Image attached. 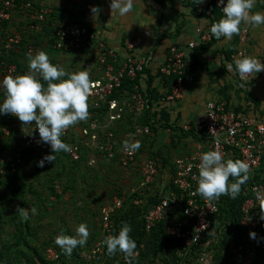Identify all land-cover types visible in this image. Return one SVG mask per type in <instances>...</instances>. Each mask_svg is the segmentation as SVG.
I'll list each match as a JSON object with an SVG mask.
<instances>
[{
    "label": "built area",
    "instance_id": "built-area-1",
    "mask_svg": "<svg viewBox=\"0 0 264 264\" xmlns=\"http://www.w3.org/2000/svg\"><path fill=\"white\" fill-rule=\"evenodd\" d=\"M197 2L198 8L204 6V0ZM214 4L221 19L222 5L218 0H214ZM209 28L195 30V38L186 45L187 51L176 45L169 47L165 60L157 68L159 77L172 79L164 100L173 102L183 97L186 83L192 81L188 75L192 65L190 53L211 42ZM139 47L138 39L127 40L122 59L89 29L61 20L57 12L48 7L35 5L30 0H0V50L25 56L29 52L35 55L38 51L80 52L88 58L79 72H88L93 82L87 103L88 108L95 110V116L87 124L86 120L80 121V140L77 141L80 144L78 146L72 142V150L68 152L73 160L79 159L78 147L83 144L81 139L89 138L94 143L106 141L105 144L97 145V148L108 158H113L116 150L114 142H118L122 166L128 167L135 163V152L125 151L123 145L130 144L134 137L148 135L151 130L149 127H135L134 134H126L120 140H116L111 132L101 138L98 131L114 127L116 123L126 120V116H139L148 108L146 97L135 81L148 67L151 58L138 55ZM5 76L15 77L18 72L14 65L0 61V79ZM125 82L133 83L130 93H120ZM103 108H106V113L100 121L98 112ZM9 117L6 124L1 123L0 117V140L4 143L5 153V158L0 156V177L18 173L31 147L42 146L51 152L49 145L37 143L39 136L34 126H24L17 118ZM186 130L191 131L189 128ZM66 131L61 138H67ZM192 135L197 140L195 149L189 155L174 160L172 171L163 176L167 179L163 182L164 191H156V194L149 191L157 177L156 160H147L141 166L138 189L145 195L149 193L133 201L134 208L141 211L144 236L135 250L138 255L132 260L145 254L146 246L152 241V230L160 223L166 243L173 245L171 256H167L170 253L163 255L167 259L165 264H264V221L260 219L261 211H264V170L261 171L264 163V123L230 110L224 102H207L203 117L193 127ZM209 150L222 152L225 160H241L249 165V178L243 193L245 200L240 207V219L233 237L230 236L233 221L227 219L224 213L227 196L207 201L199 195H193L197 187L195 177L198 175L196 166L200 154ZM3 161L6 162L4 167ZM229 182L234 181L230 178ZM131 194L134 195L135 191ZM125 202V197H114L101 210L99 236L88 253L79 256L78 264H126L122 253L109 256L102 245L105 237L113 235L114 217L126 211ZM249 233H255V239L250 238ZM43 252L46 261L61 263L58 252L51 246ZM155 264L164 263L159 259Z\"/></svg>",
    "mask_w": 264,
    "mask_h": 264
},
{
    "label": "crops",
    "instance_id": "crops-1",
    "mask_svg": "<svg viewBox=\"0 0 264 264\" xmlns=\"http://www.w3.org/2000/svg\"><path fill=\"white\" fill-rule=\"evenodd\" d=\"M30 1L56 11L61 20L86 27L122 59L125 56L124 43L129 39L140 41L137 54L151 58L139 83L145 92L147 74L152 79L149 87V114L153 121L150 144L159 158L156 160L157 169L163 168L161 178L172 171L175 159L189 155L195 149L197 140L188 134L186 128L192 131L203 117L207 102H224L230 110L264 123V71L255 78L248 77L241 87L242 82L228 70V65L234 66L235 61L243 56L264 63V25L254 28L242 23L241 31L230 40L212 37L209 44L194 49L190 53L192 65L188 70L192 81L186 83L180 100L168 102L164 99L171 84L159 77L157 68L165 60L170 46L176 45L187 51L186 45L195 38L197 28L210 27L220 20L214 0H204L202 8L197 7V0H134L132 12L123 17L111 12L110 0ZM94 7L100 11L93 13L91 9ZM256 12L264 14V3L260 0L251 10L252 14ZM44 52L50 63L59 65L68 73L79 72L88 59L80 52ZM25 58L22 60L27 73Z\"/></svg>",
    "mask_w": 264,
    "mask_h": 264
},
{
    "label": "clouds",
    "instance_id": "clouds-1",
    "mask_svg": "<svg viewBox=\"0 0 264 264\" xmlns=\"http://www.w3.org/2000/svg\"><path fill=\"white\" fill-rule=\"evenodd\" d=\"M222 5V18L211 24L209 32L216 40L221 37L230 40L234 34L241 31V24L251 27L264 25V14L251 10L257 0H218ZM264 3V0H260ZM134 0H110L111 12H117L121 17L132 12ZM93 13H98L99 8H92ZM27 73L18 76H5L0 79V91L3 100L0 101V115H11L17 118L24 126H34L38 132V144L50 146L51 155L44 156L37 162L38 167H44L46 162H53L55 153L70 152L71 146L62 141L61 136L69 127L89 117L88 97L93 88L89 73L80 71L68 73L59 65L50 63L46 52L38 51L35 55L26 54ZM228 70L233 72L242 82L241 87L248 77L255 76L264 71V63L254 57L243 56L228 65ZM41 81L47 84L44 88ZM34 122V124L32 123ZM125 151L134 153L140 148V143H124ZM224 154L218 150H209L200 154L196 166L198 175L195 177L197 187L193 195H199L207 201L218 200L221 196L235 199L241 190V185L249 178V165L241 160H225ZM230 178L234 182H229ZM24 222L30 219V214L35 215L36 209H18ZM260 219L264 221V211ZM131 226L122 222L116 235L104 238L102 245L106 247L109 256L122 253L126 264H132V258L138 255L136 241L131 238ZM89 237L88 226L80 223L75 229V235H64L63 232L54 238V243L62 253L70 257L77 246L86 245ZM255 239V233H249Z\"/></svg>",
    "mask_w": 264,
    "mask_h": 264
},
{
    "label": "rangeland",
    "instance_id": "rangeland-1",
    "mask_svg": "<svg viewBox=\"0 0 264 264\" xmlns=\"http://www.w3.org/2000/svg\"><path fill=\"white\" fill-rule=\"evenodd\" d=\"M141 117L142 113L136 117L126 116V120L116 123L114 127L99 130L98 133L103 138L104 134L111 132L116 140H120L126 134H134L135 127H145L140 123ZM92 120L93 118L89 116L85 124ZM78 126L77 123L69 127L66 135L68 140L71 139L74 144L79 146L80 143H77L80 140ZM141 136L143 137L131 139L130 144L139 142L140 148L135 151V163L128 167H123L120 162L122 153L116 141L114 142L116 150L113 158H108L97 148V145L105 144V140L94 143L89 138H84L81 139L83 144L80 148L78 147V160H73L68 152H63L55 155V160L46 162L42 168L37 166V162L47 156V151L43 148L31 147L27 154L28 158L19 168L17 176L8 180L7 192H4L3 180L0 182V203H3L0 213V245L10 247L13 254L18 250L24 251L28 255L32 254L21 242L18 243L15 225L18 222L25 223L19 215L18 209L35 208L36 214H30V219L26 222L27 229H23L22 232L27 245L41 252L51 246L58 252L60 258L65 260L66 264H74L75 250H79V255L82 257L83 254L88 253L89 248L98 238L100 212L110 204L114 197H125V209L134 210L137 208H134L133 201L145 195L138 189L141 166L147 160L159 161V158L155 155L153 146L150 144L151 130L148 135ZM0 156L5 158L2 146L0 147ZM2 163V167H4L6 162ZM156 164L159 167L157 162ZM161 169L163 168L157 169L154 186L149 190L153 194L158 193L156 191L165 190L163 182L167 179L161 178ZM16 190H19V194L10 205H5V207L3 195ZM132 191H135L134 195L131 194ZM148 193L145 196H148ZM159 195L162 197V194ZM80 223H85L88 226L87 243L83 247L77 246L72 255L67 257L55 245L54 238L62 232L64 235L74 236L75 229ZM147 258H149L146 260L148 264L151 257ZM3 262L4 260H2ZM18 262L19 260L13 257L11 264H18Z\"/></svg>",
    "mask_w": 264,
    "mask_h": 264
},
{
    "label": "trees",
    "instance_id": "trees-1",
    "mask_svg": "<svg viewBox=\"0 0 264 264\" xmlns=\"http://www.w3.org/2000/svg\"><path fill=\"white\" fill-rule=\"evenodd\" d=\"M22 57L25 58L26 56L24 54H21V53H18V54L16 52L5 53L4 51L0 50V61H5L7 64L14 65L16 67L18 75H23L26 73L25 67L23 65ZM145 71H146V69H145ZM143 73L141 75H139L137 81H135V84L137 83L139 85V87H140L139 82L141 81V79L143 77ZM165 79H167L169 81V85L172 84V79H169V78H165ZM151 80H152L151 77L149 76V74H147V78L144 79L146 86H147V89L144 92L140 88L141 92L146 97L147 105H148V108H146L144 110V112L142 113L140 123L142 125L149 127L152 130L153 121L151 120L150 114H149V107H150L149 87H150L151 82H152ZM42 84L44 87H46V84H44V83H42ZM132 85H133V83L125 82L123 88L120 90V93L121 92L130 93L132 90ZM88 112H89V116L91 118H94L95 110L88 108ZM98 113H99L98 120L101 121L103 119V116H105L106 108H103ZM0 117L2 119V122H1V119H0V122L3 124H6V120H9V118H10L8 114L1 115ZM78 124H80V122H78ZM188 134H192V131H189ZM61 139L63 142H65L68 145L72 143L71 139L70 140H68L67 138H61ZM1 146H2V150H3L4 143H2L0 140V147ZM38 148L42 149L43 147L38 146ZM43 150L47 151L46 155L52 154L51 152H48L47 148H43ZM29 152L30 151H28L27 154ZM61 153H63V152L55 153L54 155H58ZM263 170H264V163H263V168L261 171H263ZM16 174L4 175L3 177H0V182L2 180H3L2 183L4 182L3 183L4 185L2 184L4 186V192H7L6 187L8 185V180L15 178L17 176ZM246 184H247V181L241 185V190L235 199H232L229 196H227L225 198V203H224L225 204V211H224V213L227 216L226 218L231 219V222L233 221V224H234L233 230H230V236H232V237L234 236L235 230L237 228V223L240 219V207L245 200L243 193H244V189H245ZM0 192H1V188H0ZM18 194H19V190H16L13 193L8 192V193L4 194L3 195L4 206L10 205L11 202H13L15 200V198ZM2 204L0 203V213H1ZM140 212L141 211L139 209H134V210L130 209V210L124 211L122 214L115 216L114 217L115 227H114L113 235L118 234V231L120 230L122 222H126L131 226L132 231L130 233V236H131V238H133L136 241V244L138 246V244L141 242V238H143V236H144L143 224H142V220L140 217ZM160 226H161V224L158 223L157 226L153 228L152 233H151L152 241L149 242L148 245L146 246L145 254L140 255L134 261L132 260V264H147L146 260L149 259V258H147L148 256L151 257V259H152L151 261H149L148 264H155V261L159 260V259H161V262L165 264V261L167 259H166V257L164 258L163 255L170 253L167 256H169V257L171 256V253L173 252V245H171L170 242L166 243V241H165V239H164V237L160 231ZM15 228H16V232L18 233V243L21 242L26 248H28L32 252V254L28 255L24 251H20V250L16 251L15 254H13L11 252L10 247L0 245V264H11L13 257H16L19 260L18 264H23V262H24V264H56V263H51V262L46 261L44 259V252H41V251L34 249V248L27 245L24 236H22L23 229H27V223L26 222L24 224H21L20 222L16 223ZM79 254H80L79 250H75L76 256L74 257V261H75L74 264H78L79 256H80ZM158 257H160V258H158ZM109 259L111 260L110 257H109ZM2 260H4L3 263H2ZM99 262H101V260H99ZM60 264H66L65 260L61 259ZM107 264H110V263H107Z\"/></svg>",
    "mask_w": 264,
    "mask_h": 264
}]
</instances>
